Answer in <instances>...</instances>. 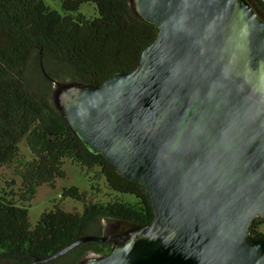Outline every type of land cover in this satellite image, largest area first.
<instances>
[{
  "label": "water",
  "instance_id": "95a60500",
  "mask_svg": "<svg viewBox=\"0 0 264 264\" xmlns=\"http://www.w3.org/2000/svg\"><path fill=\"white\" fill-rule=\"evenodd\" d=\"M157 29L138 66L64 87L85 147L140 186L148 224L82 235L117 242L84 264H264V19L248 0H132Z\"/></svg>",
  "mask_w": 264,
  "mask_h": 264
},
{
  "label": "trees",
  "instance_id": "16d2710c",
  "mask_svg": "<svg viewBox=\"0 0 264 264\" xmlns=\"http://www.w3.org/2000/svg\"><path fill=\"white\" fill-rule=\"evenodd\" d=\"M248 1L264 19V5ZM82 3H93L97 15L90 18L79 12ZM156 34V27L136 13L132 0H61V11L44 0H0V167L15 161L22 140L33 155L21 160L20 194L0 195V264H31L82 235H104L116 230L118 223L144 225L152 220L144 190L124 178L102 154L90 152L60 105L35 97L25 78L36 59L44 65L45 85L56 82L58 70L65 71L72 85H100L116 72L135 69ZM65 160L89 175V192L75 186L61 192L62 199L81 202L82 210L67 211L56 205L31 225L27 203L37 187L53 186L57 178L65 177ZM100 179L114 193L105 201L95 200ZM125 194L133 198L127 200ZM251 231L264 237V219L256 217ZM116 243L84 242L37 264H79L87 253L102 257Z\"/></svg>",
  "mask_w": 264,
  "mask_h": 264
},
{
  "label": "rangeland",
  "instance_id": "374dc122",
  "mask_svg": "<svg viewBox=\"0 0 264 264\" xmlns=\"http://www.w3.org/2000/svg\"><path fill=\"white\" fill-rule=\"evenodd\" d=\"M45 4L52 9L61 11V0H44ZM79 12L83 13L86 17H94L97 15L96 7L93 3H82ZM38 60L34 59L28 68L25 84L27 89L37 98H44L50 105H60V95L64 87L72 86L70 78L64 73V70H58L56 82L51 84H44L42 79V70L44 65H41ZM49 66V65H48ZM51 66V65H50ZM33 157L25 140L19 144V155L11 164H6L0 167V195L4 192L12 191L20 194L22 177L20 174L21 160H29ZM65 172L64 178H57L53 186L42 184L36 188L35 195L32 200L27 203L29 222L34 225L39 219L41 213L45 210L53 209L56 205L62 207L67 211H80L82 210V203L71 198H61L63 188L75 186L81 192L90 191L89 175L86 170L77 164L65 160L62 165ZM92 176V175H91ZM95 187L99 189L95 193V200H108L114 195L109 190V187L103 179L97 181ZM125 199L131 200V195H123ZM106 224V222H103ZM121 223L117 224V227ZM113 225H116V223ZM117 229V228H116ZM113 231H107L109 234ZM97 258V255L89 252L79 259V264H84L86 261Z\"/></svg>",
  "mask_w": 264,
  "mask_h": 264
},
{
  "label": "built area",
  "instance_id": "2783aa9c",
  "mask_svg": "<svg viewBox=\"0 0 264 264\" xmlns=\"http://www.w3.org/2000/svg\"><path fill=\"white\" fill-rule=\"evenodd\" d=\"M257 1L264 5V0H257Z\"/></svg>",
  "mask_w": 264,
  "mask_h": 264
}]
</instances>
